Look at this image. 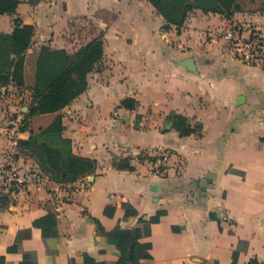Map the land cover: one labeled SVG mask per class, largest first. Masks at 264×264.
Masks as SVG:
<instances>
[{
	"label": "crops",
	"instance_id": "crops-1",
	"mask_svg": "<svg viewBox=\"0 0 264 264\" xmlns=\"http://www.w3.org/2000/svg\"><path fill=\"white\" fill-rule=\"evenodd\" d=\"M17 1L0 34L15 19L34 27L29 89L43 46L74 54L103 42L87 89L60 111L62 137L96 169L81 179L87 189L49 178L0 208V264H264V66L207 36L264 24L247 9L254 0L231 18L194 10L169 30L147 0ZM56 115L35 116L32 130ZM43 149L58 170L60 151ZM161 152L170 154L164 178L140 159Z\"/></svg>",
	"mask_w": 264,
	"mask_h": 264
},
{
	"label": "trees",
	"instance_id": "trees-1",
	"mask_svg": "<svg viewBox=\"0 0 264 264\" xmlns=\"http://www.w3.org/2000/svg\"><path fill=\"white\" fill-rule=\"evenodd\" d=\"M165 19V29L172 26L180 28L184 25L189 13L201 10L231 18L235 13L244 11L247 6L243 0H147ZM249 12L264 14V0H254ZM17 0H0V16L14 14ZM15 28L11 34H0V86L13 84L25 87L24 67L28 49L31 47L35 33L33 26L22 25L19 19L14 20ZM103 56V42L95 40L74 54L48 46L41 48L37 66L32 105L29 108V121L26 131H31V137L26 142H20L24 154L33 158L41 170L59 184H72L87 178L96 169V162L91 159L75 156L72 152V142L62 137L65 130L60 111L81 95L88 87L87 77ZM131 101H125L130 106ZM57 114L52 123L39 132L31 128L35 116ZM181 119V118H180ZM191 132L185 128L183 135ZM48 145L60 151V167L55 170L44 155L43 146ZM141 160L146 158L141 155ZM150 161L156 158L149 157ZM9 193L0 196V208L12 205ZM146 257H150L146 254Z\"/></svg>",
	"mask_w": 264,
	"mask_h": 264
},
{
	"label": "built area",
	"instance_id": "built-area-1",
	"mask_svg": "<svg viewBox=\"0 0 264 264\" xmlns=\"http://www.w3.org/2000/svg\"><path fill=\"white\" fill-rule=\"evenodd\" d=\"M207 36L228 41L232 56L241 63L251 67L264 66V24H235L221 33L209 31ZM32 101L33 92L27 87L0 86V196L11 190L12 205L16 196L30 183L40 185L49 180L39 164L25 155L20 147ZM143 156L151 163L152 174L164 178L170 154L161 152L153 156L155 161H150L148 154ZM89 184L81 179L76 181L74 192L87 189ZM69 199H72V194Z\"/></svg>",
	"mask_w": 264,
	"mask_h": 264
},
{
	"label": "water",
	"instance_id": "water-1",
	"mask_svg": "<svg viewBox=\"0 0 264 264\" xmlns=\"http://www.w3.org/2000/svg\"><path fill=\"white\" fill-rule=\"evenodd\" d=\"M183 65H185L187 68H189V69H193L192 68V60H186L184 63H183Z\"/></svg>",
	"mask_w": 264,
	"mask_h": 264
},
{
	"label": "rangeland",
	"instance_id": "rangeland-1",
	"mask_svg": "<svg viewBox=\"0 0 264 264\" xmlns=\"http://www.w3.org/2000/svg\"><path fill=\"white\" fill-rule=\"evenodd\" d=\"M252 8V7H251Z\"/></svg>",
	"mask_w": 264,
	"mask_h": 264
}]
</instances>
